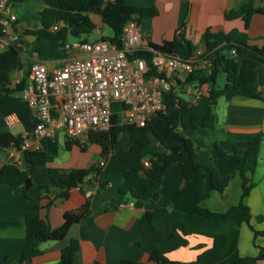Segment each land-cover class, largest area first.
Here are the masks:
<instances>
[{
    "label": "trees",
    "instance_id": "obj_1",
    "mask_svg": "<svg viewBox=\"0 0 264 264\" xmlns=\"http://www.w3.org/2000/svg\"><path fill=\"white\" fill-rule=\"evenodd\" d=\"M25 0H9L13 8L18 7ZM45 8L41 11L40 26L24 31L25 35H33L30 54L38 51L40 54L49 44L67 40L70 36L88 39L95 24L91 14L101 16L104 25L108 26L113 35L109 38L119 47L123 46L124 27L130 20L139 24L144 18H151L158 14L155 6L132 7L125 0H45ZM254 14H264V6L255 7L254 0H242L237 8L226 11V20L242 19L245 28L250 26ZM64 22V27L54 32L51 28ZM16 23V22H15ZM14 23V24H15ZM13 24V25H14ZM203 42L207 51L211 53L213 67L210 71L195 72L188 78V83H197L206 87V92L195 105L188 97L177 96L172 92L167 94V108L156 114L146 126L137 127L121 123L120 114L115 112L109 132L103 136L101 157L109 156L111 151L128 150L138 160L134 171L123 174L124 182L119 188V197L105 204L98 212L91 209L90 197L75 212H68L64 216V223L52 229L49 223L42 219L37 212L26 214V245L20 254V263L30 264L32 259L42 253L41 244L49 241L64 239L74 224L80 223L87 217H95L106 213L113 207H119L128 199L134 201L137 208H143L152 227L150 234L141 236L137 244L169 243L166 249H154L151 260L156 264H257L264 260V246L256 245L258 253L254 256H243L239 252L240 228L233 220V213L241 210V221L246 223L255 236L264 235V230H256L251 221L250 207L244 203L250 191L255 187L252 174L255 166L249 162L250 158H258L263 144L262 133H232L227 132L229 142H245L244 148L233 147L236 159L233 175L241 178V201L231 206L226 212H214L202 206L213 191L223 192L232 176L220 178L216 168L205 152H202L193 140L186 135L187 131L206 128L213 130L217 124V115L210 112L212 102L224 97L256 98L264 100L262 92L256 85L257 68L264 65V45L259 47L249 43L247 32L234 29L230 32H212L207 29L203 35ZM150 47L163 54H177L185 58L190 57L198 49L186 36L185 28L181 27L172 40H165L162 44L151 43ZM13 49L17 51L14 47ZM235 51L234 53L232 51ZM152 52H137L135 57L147 60ZM224 79L223 86L220 78ZM25 85L22 81L16 85L10 82L0 85V96L4 94L21 93ZM120 105H115L116 111ZM36 123L32 124L35 127ZM23 136L11 132H0V146L3 149L13 145L20 146ZM89 144H80L78 140L69 138L65 148L79 146L81 151H87ZM217 146V145H216ZM221 155L225 152L217 147ZM243 151V154H239ZM202 153L206 160L199 164L195 155ZM23 159L27 164L43 167L51 163L53 156L43 149L26 151ZM144 160L150 162L149 166ZM173 164L181 167L185 177V185L180 190L177 201L171 211L162 205L166 221L162 223L151 202L152 195L161 188L162 178ZM103 170L96 163L88 168H81L72 172L67 179L60 180L57 185L64 189L60 196L67 197L72 188L81 185L85 195L84 185L98 182L105 187L102 179ZM250 174V175H249ZM9 184L18 194L29 198L28 192L36 186L25 170L15 163H8L0 169V186ZM52 187L39 186L40 193H49ZM86 196V195H85ZM190 235H204L213 239V245L198 255L191 262H173L167 253L188 245ZM80 248L78 240H71L62 250L60 260L56 264H74L77 251ZM121 264H137L135 260L123 259Z\"/></svg>",
    "mask_w": 264,
    "mask_h": 264
},
{
    "label": "crops",
    "instance_id": "obj_2",
    "mask_svg": "<svg viewBox=\"0 0 264 264\" xmlns=\"http://www.w3.org/2000/svg\"><path fill=\"white\" fill-rule=\"evenodd\" d=\"M241 1L125 0L126 4L132 7L155 6L158 9L156 16L140 21L142 33L149 37L151 43L162 44L165 40H172L176 32L184 27L187 38L197 45V50L201 52H208L203 42V35L207 29L212 32H230L238 29L247 32L250 44L259 47L264 45V14H254L248 29L241 18L225 19V12L237 8ZM45 5V0H25L13 8L18 20L8 36H2L0 33V85L8 82L16 85L25 81L26 86L30 83L29 50L35 37L25 35L24 31L40 26V13ZM254 6H264V0H254ZM91 18L95 26H100L107 36L101 16L91 14ZM62 44V40L49 44L41 56L48 59L61 57L64 53ZM206 71L210 69L199 70L201 73ZM222 80L224 82L223 78ZM256 85L264 97L263 64L257 68ZM210 112L217 115L216 135L208 133L203 137L206 138L204 145L190 136V132L198 130L187 131L186 135L193 140L196 147L206 153L219 177L226 178L235 172L236 159L232 148H244L246 143L229 142L224 136L218 135L219 131L259 132L264 135V100L256 98L226 100L221 97L212 102ZM9 113H15L19 118L18 123L12 127L6 126L4 121ZM33 123H36L35 110L21 99L19 93L0 96V132H11L23 138L32 136ZM203 131L205 132V129ZM67 139L64 131L58 132L54 138L41 139V149L54 157L46 166L36 167L27 164L24 159L19 165L36 184L28 192L29 198L18 194L9 184L0 186V264H20V254L27 242L25 222L27 213L37 212L52 229H56L63 225L66 213L78 211L85 203L86 196L77 188L70 189L67 197L60 196L64 189L57 183L67 179L72 172L97 163L101 157L102 146L97 142H88L89 147L85 152L81 151L79 146L67 150L65 148ZM217 147L221 148L225 155H221ZM239 154H243V151ZM195 160L203 164L206 157L198 153ZM0 161L2 166L12 163L6 152H1ZM138 163L139 160L128 150L109 153L102 174L105 187H101L97 181L84 185L85 191L92 193L90 202L94 212H98L105 204L119 197V188L124 182L123 174L126 171H134ZM40 185L50 186L52 189L49 193L42 194L39 190ZM184 185L185 177L181 167L178 164L171 165L162 178L161 188L151 198L162 223L166 221L162 205L167 211H171ZM241 192V178L235 174L223 192L213 191L202 206L214 212H226L237 203ZM241 215V210L233 213V220L240 228L239 252L243 256H254L258 253L256 245L264 246V236H255L253 230L241 221ZM251 223L256 230H264V227H257L253 219ZM151 232L152 227L145 210L137 208L134 201L128 199L119 207H113L106 213L87 217L74 224L64 239L42 243V253L34 257L30 264H56L60 260L62 250L73 239L80 243L74 264H121L123 259L135 260L137 264H156L151 260L153 250L166 249L169 243L139 246L137 242L141 236ZM187 239V246L166 254L170 261L184 263L194 261L199 254L213 245V239L204 235H190ZM257 264H264V260Z\"/></svg>",
    "mask_w": 264,
    "mask_h": 264
},
{
    "label": "built area",
    "instance_id": "obj_3",
    "mask_svg": "<svg viewBox=\"0 0 264 264\" xmlns=\"http://www.w3.org/2000/svg\"><path fill=\"white\" fill-rule=\"evenodd\" d=\"M17 20L9 0H0L1 35L8 36ZM64 25L59 22L51 30L56 32ZM91 34L96 37L94 41L83 37L63 41L61 57L48 59L38 51L29 54L30 83L20 95L35 110L36 126L20 146H0V156L6 152L12 163L20 165L26 151L41 149L42 138H54L60 131L80 144L100 143L111 128L115 112L120 114L122 124L143 127L166 110L169 92L177 96V101L188 97L193 105L206 92L205 86L188 83V78L200 69L213 67L210 52L197 50L185 58L154 51L136 20L125 25L122 47L107 38L100 26H95ZM146 51L153 53L149 60L134 56ZM117 104L121 107L116 111ZM4 121L12 127L19 118L9 113ZM107 159L100 157L96 165L103 170ZM144 164L149 166L150 162L144 160ZM76 188L80 190L81 185ZM91 194L85 191L86 197Z\"/></svg>",
    "mask_w": 264,
    "mask_h": 264
},
{
    "label": "rangeland",
    "instance_id": "obj_4",
    "mask_svg": "<svg viewBox=\"0 0 264 264\" xmlns=\"http://www.w3.org/2000/svg\"><path fill=\"white\" fill-rule=\"evenodd\" d=\"M104 29L107 33L108 37H111L113 35L112 30L108 26H104ZM79 38L70 36L67 40L69 42H73L75 40H78ZM96 39L95 35L90 34L88 36V40L94 41ZM220 85L223 86L224 82L222 80V77L220 78ZM224 98V97H222ZM225 99V98H224ZM227 100V99H226ZM205 129V132L203 131ZM208 133L215 134V128L211 131L206 128H199L197 132L191 133L190 136H192L193 139L199 141L202 145L206 143V138L204 139L203 137L207 136ZM221 137H227V132L226 131H219V134ZM217 135V136H218ZM231 154H229L230 156ZM233 156V155H232ZM227 160V158L225 159ZM249 162L251 165L255 166V171L250 176L252 178V181L255 183V189L254 187L249 193V196L245 198L243 201L246 205L250 207L251 213H252V219L254 220V224L258 227H264V142L261 146L260 150V155L258 158H250ZM250 175V174H249ZM251 197V198H250ZM239 200L237 201L236 204H238L241 201V197H239ZM236 199V197H235ZM233 206V205H232ZM240 212V211H239ZM264 236V235H262Z\"/></svg>",
    "mask_w": 264,
    "mask_h": 264
}]
</instances>
